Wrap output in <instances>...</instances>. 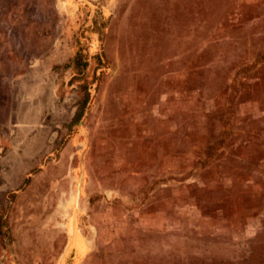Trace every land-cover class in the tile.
Masks as SVG:
<instances>
[{"label":"rangeland","instance_id":"obj_1","mask_svg":"<svg viewBox=\"0 0 264 264\" xmlns=\"http://www.w3.org/2000/svg\"><path fill=\"white\" fill-rule=\"evenodd\" d=\"M0 264H264V0H0Z\"/></svg>","mask_w":264,"mask_h":264},{"label":"bare ground","instance_id":"obj_2","mask_svg":"<svg viewBox=\"0 0 264 264\" xmlns=\"http://www.w3.org/2000/svg\"><path fill=\"white\" fill-rule=\"evenodd\" d=\"M76 201V196H75ZM68 234L70 236V245L75 249L76 254H80L83 251V244L81 238L73 226L68 228Z\"/></svg>","mask_w":264,"mask_h":264}]
</instances>
